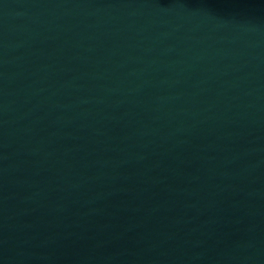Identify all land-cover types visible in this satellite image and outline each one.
<instances>
[{
    "label": "water",
    "instance_id": "1",
    "mask_svg": "<svg viewBox=\"0 0 264 264\" xmlns=\"http://www.w3.org/2000/svg\"><path fill=\"white\" fill-rule=\"evenodd\" d=\"M0 264H264V0H0Z\"/></svg>",
    "mask_w": 264,
    "mask_h": 264
}]
</instances>
